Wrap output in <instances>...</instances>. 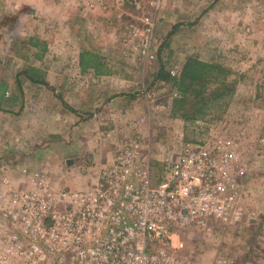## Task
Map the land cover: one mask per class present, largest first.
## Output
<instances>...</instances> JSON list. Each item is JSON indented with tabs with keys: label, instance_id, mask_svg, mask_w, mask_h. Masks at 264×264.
Returning <instances> with one entry per match:
<instances>
[{
	"label": "rangeland",
	"instance_id": "374dc122",
	"mask_svg": "<svg viewBox=\"0 0 264 264\" xmlns=\"http://www.w3.org/2000/svg\"><path fill=\"white\" fill-rule=\"evenodd\" d=\"M24 2L27 1L0 0V74L4 69L9 71L1 62L5 52L3 44L7 42L4 37L8 34L7 30H1L2 24L16 21L18 10L25 9ZM68 2L57 0L58 10L64 12L65 9L73 8L76 1ZM138 2L140 9L128 4L126 0H122L121 7L125 6L131 11L118 8L119 22L123 20L122 24H127L126 27L115 26L118 28L106 32L107 35L104 33L105 36L98 42L90 36L86 27L83 30L87 29L86 33L89 35L79 31L76 39L87 47L95 48L94 50L98 49L95 45L99 44L105 58L118 57L116 62L119 64H115L114 70H120L122 78H127V75L134 76L126 80L134 83L130 86L134 88L133 92L138 98L137 106L132 107L134 109L130 113L134 132L128 136L136 135L141 141L143 148L140 163L149 167L152 179L156 178L161 175L162 167L177 157L183 142L199 140L209 132H220L236 141L241 157L247 163V169L240 177L245 203L242 220L237 224L216 225L210 230L183 231L176 240L178 252L201 264H215L218 260L223 264H264V0ZM143 14L151 16L155 23L150 45L154 55L152 59L143 58L128 43L131 30H140L142 27ZM112 21L117 24L116 19ZM68 37L65 34L62 40ZM134 38L142 39L144 34L139 31ZM110 41L116 45H108ZM86 46L84 45L85 48ZM93 53L98 54L96 51ZM14 56L30 62V54L25 57L16 54ZM189 56L221 65L231 71L228 81L235 79L234 94L222 103L215 104L208 116L196 121H185L174 114V91L168 82L158 79L156 75L160 63L171 75L169 70L174 67L182 68ZM86 58L90 62L94 61L88 56ZM23 61L14 62L15 68L16 63L19 65ZM106 67L113 70V65ZM75 69L80 71L77 66ZM77 75L79 77L74 80V86H82L85 74ZM115 143L113 151L116 150ZM83 152V164H77L73 169V177L86 175V169L99 162L89 151ZM25 156L28 154L25 153ZM14 158L16 156L0 157V182L7 177L10 184L19 187L20 183L13 182L17 177V171L14 175L13 169L19 161ZM25 162L31 164L33 159ZM62 165L63 168L67 167L64 162ZM31 168L35 167H27L24 180L28 175L43 174L52 182L51 175Z\"/></svg>",
	"mask_w": 264,
	"mask_h": 264
},
{
	"label": "built area",
	"instance_id": "2783aa9c",
	"mask_svg": "<svg viewBox=\"0 0 264 264\" xmlns=\"http://www.w3.org/2000/svg\"><path fill=\"white\" fill-rule=\"evenodd\" d=\"M140 9L138 0H126ZM128 43L143 58L154 20L143 14ZM144 38L135 39L138 32ZM181 68H171L179 76ZM174 92V96H178ZM113 159L84 188L53 186L28 175L25 188L0 182V264H201L182 256L181 232L239 223L245 213L240 177L247 169L236 141L209 132L180 146L157 183L140 163L138 136L118 140ZM215 264H223L218 260Z\"/></svg>",
	"mask_w": 264,
	"mask_h": 264
},
{
	"label": "crops",
	"instance_id": "0c3cea01",
	"mask_svg": "<svg viewBox=\"0 0 264 264\" xmlns=\"http://www.w3.org/2000/svg\"><path fill=\"white\" fill-rule=\"evenodd\" d=\"M25 1V9L18 10L17 20L2 24L1 28L8 32L1 62L9 71L4 69L0 74V157L16 156L14 159L19 160L13 169L14 175L17 171L13 182L20 183V188L26 187L24 175L30 165L35 167L31 168L33 170L40 169L51 175V184L55 187L84 188L97 180L99 167L113 159L114 142L134 132L130 113L132 107L137 106L138 98L131 87L134 83L126 81L134 76L122 78L121 71L114 70L115 64H119L118 57L105 58L99 44L95 45L96 50L87 47L76 39V33H86L89 29L90 36L98 42L118 28L115 26H127L122 24L123 20L119 22L118 8L126 12L131 9L121 7L122 0H70L71 3L76 1L74 7L64 12L58 10L57 0ZM29 18L31 21L27 20ZM65 34L69 37L62 40ZM17 36L37 39L44 51L29 46L30 62L19 59L13 50ZM83 51L98 53L95 64L99 68L81 67ZM17 60L23 62L16 63L15 68ZM109 64L113 65V70L106 67ZM26 70L31 71L37 81L30 79L28 74L31 73L27 74ZM80 73L85 74V82L74 86ZM81 151H89L99 162L87 168L86 175L73 177V169L83 164ZM32 159L31 164L25 162ZM62 162L66 168L62 167Z\"/></svg>",
	"mask_w": 264,
	"mask_h": 264
},
{
	"label": "trees",
	"instance_id": "16d2710c",
	"mask_svg": "<svg viewBox=\"0 0 264 264\" xmlns=\"http://www.w3.org/2000/svg\"><path fill=\"white\" fill-rule=\"evenodd\" d=\"M38 44L39 41L33 37L22 38L17 36L13 50H15L16 55L25 57L32 54L29 46H34L43 52L44 48ZM86 56L93 58L94 61L90 62ZM97 58L96 54L83 51L80 55V65L83 69L88 66H95L97 69L99 68L98 64H95ZM26 72L28 74L29 71L26 70ZM230 74L231 71L221 65L189 56L183 63L179 76L169 75L161 63L156 75L158 79L168 82L171 90L179 94L173 99L172 110L174 114L179 115L185 121H196L208 116L215 104L222 103L234 94L235 79L228 81ZM28 76L37 81L34 74L31 73ZM159 178V175L156 178L153 177L152 183H157Z\"/></svg>",
	"mask_w": 264,
	"mask_h": 264
}]
</instances>
